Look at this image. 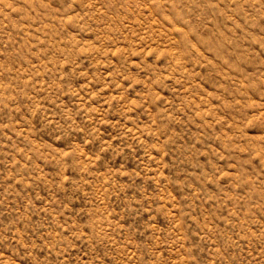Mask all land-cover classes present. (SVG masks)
Here are the masks:
<instances>
[{
    "label": "rangeland",
    "instance_id": "rangeland-1",
    "mask_svg": "<svg viewBox=\"0 0 264 264\" xmlns=\"http://www.w3.org/2000/svg\"><path fill=\"white\" fill-rule=\"evenodd\" d=\"M0 264H264V0H0Z\"/></svg>",
    "mask_w": 264,
    "mask_h": 264
}]
</instances>
